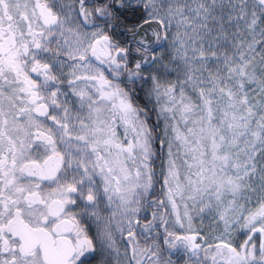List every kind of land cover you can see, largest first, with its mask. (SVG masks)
<instances>
[{"label":"snow or ice","instance_id":"snow-or-ice-1","mask_svg":"<svg viewBox=\"0 0 264 264\" xmlns=\"http://www.w3.org/2000/svg\"><path fill=\"white\" fill-rule=\"evenodd\" d=\"M0 264H264V0H0Z\"/></svg>","mask_w":264,"mask_h":264}]
</instances>
